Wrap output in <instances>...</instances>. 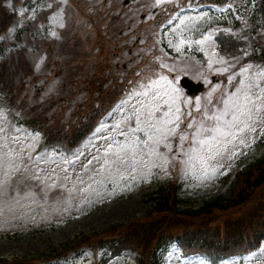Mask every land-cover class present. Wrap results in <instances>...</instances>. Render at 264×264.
I'll return each instance as SVG.
<instances>
[{
	"label": "rangeland",
	"instance_id": "1",
	"mask_svg": "<svg viewBox=\"0 0 264 264\" xmlns=\"http://www.w3.org/2000/svg\"><path fill=\"white\" fill-rule=\"evenodd\" d=\"M195 1L136 0L123 6V0H27L21 6L18 0H0V23L7 25L16 17L15 31H25L20 40L14 39L10 47L0 50V61L6 58L0 64L1 85L17 86L32 75L25 80L29 83L27 104L20 107L25 93L15 98L21 121L46 119L48 133L61 144L72 140L75 131L78 134L76 125L88 127L100 116L114 94L129 91L132 84L142 93L121 110L109 129L81 150L68 175L54 162L31 165L29 152L36 147L39 135L10 137L0 123V258L30 261L76 237L106 233L120 224L145 223L150 205L144 196L167 183L178 185L179 209H198L217 198L227 200L233 191L229 174L239 171L241 163H253L264 156V113L253 114L248 121L255 131L243 124L229 130L223 122L221 128L231 135L207 130L215 122L205 113L210 116L223 109L224 94L235 93L242 66H253L249 75L259 69L254 63H242V56L227 57L220 52L213 36L221 28V18L210 12L185 14L163 36H155L156 26L171 10ZM239 3L241 12L245 8L250 13L256 0ZM243 17L246 32H253V25ZM137 37L141 41L137 42ZM257 47H264L260 31L247 45L249 51ZM221 59L227 63H218ZM209 60L213 61L211 68ZM172 72L179 74L171 82L178 90L173 95L179 97L173 111L181 109L177 134L146 148L143 132L133 133L137 116L143 121L149 108L168 100L164 93L170 91ZM213 75L221 80L217 86L210 82ZM229 75L234 77L232 84ZM34 77L38 84L32 82ZM182 77L205 85L196 98L200 111L195 107L193 127L187 125L189 133L183 141L179 136L187 124L184 109L189 100L179 86ZM156 92L161 93L160 100L153 99ZM69 104L71 109L66 108ZM161 115L157 113V117ZM225 119L230 121L231 116ZM201 140L206 144L201 146ZM263 209L262 187L232 211L214 212L202 220H172L167 235L198 229L215 234L219 230L226 237L228 224H242L243 218L250 220ZM176 260L174 249H169L162 264H183ZM51 264H91V258L85 249ZM253 264H264V259Z\"/></svg>",
	"mask_w": 264,
	"mask_h": 264
},
{
	"label": "snow or ice",
	"instance_id": "2",
	"mask_svg": "<svg viewBox=\"0 0 264 264\" xmlns=\"http://www.w3.org/2000/svg\"><path fill=\"white\" fill-rule=\"evenodd\" d=\"M157 3H160V0H157ZM51 7V5H49ZM231 7V5H229ZM35 12V10H33ZM23 15V12L21 13ZM55 19V18H54ZM63 27V24H60ZM53 36L56 33H52ZM208 39V37H205ZM183 43V42H182ZM199 43H203L199 41ZM218 63H227L225 60L217 61ZM213 61L209 60L208 66L212 67ZM252 65L242 66L240 76L241 79L238 82V86L235 87L234 94L225 93V99L222 100L223 109L220 110L217 114L207 115L205 116L207 119L215 122V126L207 129L209 132L219 134L221 136H228L232 133L230 131H225L221 128V122L227 126L230 130L231 128L237 126L238 124H243L244 127L248 130L255 131V128L248 123L251 120L253 114L259 116L264 113V68H259L257 71L248 73L252 69ZM223 71H227V68L223 69ZM160 79L166 80V77H161ZM234 77L232 75L228 76V83H233ZM152 84H155L156 81H151ZM170 91L165 92L164 95L168 96V100L164 101L162 105H156L149 108L146 118L142 121L139 116L136 119V127L133 129V133L143 132L144 136L147 138L143 141L144 147H149L150 144L160 145L162 142L168 140L170 136H175L177 134V129L179 128L180 120H181V109L180 107H176L173 111L172 105L176 103L178 100V95H173V93H177V89L172 87L171 82L169 83ZM147 95V93H145ZM154 100L161 99V93L156 92L153 96ZM187 103H191L188 101ZM196 110L200 111V100L197 99L195 102ZM166 109V110H164ZM162 112L160 117H157V113ZM191 115V112L188 113ZM231 116V120L225 119L228 116ZM247 118V119H243ZM258 122V121H257ZM188 127H193V123L190 122ZM201 129H203V125L201 124ZM199 131L196 135H199ZM238 134V133H237ZM180 140L183 141L187 138L185 133H180ZM215 139V136L212 137ZM136 140H140V137H136ZM200 145L203 146L206 144V141H199ZM165 146H167L165 144ZM181 148H183V144L181 143ZM155 149L152 150L154 152ZM196 151V149H193ZM149 152V155L152 154ZM204 159H201V163H205Z\"/></svg>",
	"mask_w": 264,
	"mask_h": 264
},
{
	"label": "trees",
	"instance_id": "3",
	"mask_svg": "<svg viewBox=\"0 0 264 264\" xmlns=\"http://www.w3.org/2000/svg\"><path fill=\"white\" fill-rule=\"evenodd\" d=\"M242 176H244L245 179L243 182H240L239 189L235 195H233V199L225 201V203L223 199H217L214 202L206 203L199 210L187 208L175 211L173 208L177 201L174 199V197H171L174 195L170 194L169 189L162 188L159 190L157 195L149 196V202L152 205V212L157 215L174 213L176 217L197 218L202 215L210 214L213 210H222L230 206H238L249 198L248 196L251 194V192L264 185V159L261 162H258L255 166L250 167L247 173ZM172 201L174 206H169V203ZM239 229L240 228L236 229V234L238 233L237 231ZM134 232H137V230L134 229ZM152 234L155 233H152L151 229H148V233L136 236L137 241L142 243L145 247H149L152 239L148 237Z\"/></svg>",
	"mask_w": 264,
	"mask_h": 264
},
{
	"label": "water",
	"instance_id": "4",
	"mask_svg": "<svg viewBox=\"0 0 264 264\" xmlns=\"http://www.w3.org/2000/svg\"><path fill=\"white\" fill-rule=\"evenodd\" d=\"M183 84H184V85H185V84H186V85H188V83H187V82H184ZM186 85H185V86H186Z\"/></svg>",
	"mask_w": 264,
	"mask_h": 264
}]
</instances>
